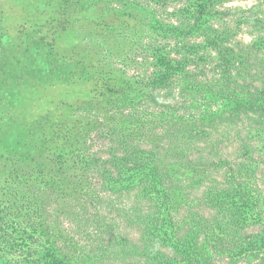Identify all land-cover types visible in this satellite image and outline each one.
Here are the masks:
<instances>
[{
	"label": "trees",
	"instance_id": "1",
	"mask_svg": "<svg viewBox=\"0 0 264 264\" xmlns=\"http://www.w3.org/2000/svg\"><path fill=\"white\" fill-rule=\"evenodd\" d=\"M235 1L60 0L97 75L0 123V264H264V1Z\"/></svg>",
	"mask_w": 264,
	"mask_h": 264
},
{
	"label": "rangeland",
	"instance_id": "2",
	"mask_svg": "<svg viewBox=\"0 0 264 264\" xmlns=\"http://www.w3.org/2000/svg\"><path fill=\"white\" fill-rule=\"evenodd\" d=\"M254 1L256 0H237L232 4L247 6ZM59 3L60 0H0V123L7 124L4 126L6 130L2 131L4 134L13 133L14 120L28 117V114L58 110L57 113H61L62 117L57 121L69 118L64 114L67 105H78L85 101L93 87L96 68L85 67L88 69L83 71L69 62L68 67L64 62L66 59H78L88 54L82 50L83 47L76 45H80L79 38L87 43L91 39L94 41V34L100 32L91 24L94 14L89 12L81 19H76L66 14V8L59 6ZM26 16L32 22L28 28L23 29L27 27V23L23 22ZM119 32L124 33L123 30ZM126 44L118 43L117 48H124ZM90 50L99 55L96 50ZM113 56L121 59L122 51L120 54L114 52ZM96 57L97 55L90 54L89 61L95 64ZM56 67L59 72L53 70ZM65 69L73 71L72 76ZM60 73H64V76ZM69 77L71 80H67ZM86 77L92 78L85 82L83 79ZM60 104L62 107H59ZM89 106L87 109L92 110L90 113L93 114L98 111L107 113L112 109L107 101L97 106L91 102ZM87 109L80 108L78 112L86 114ZM46 131L49 133V128ZM62 131L66 133V137L72 136L71 130L63 128ZM47 135L49 134L42 138ZM14 151L15 149L10 150L9 157L15 156ZM3 194L5 191L0 193L1 200L6 198Z\"/></svg>",
	"mask_w": 264,
	"mask_h": 264
}]
</instances>
